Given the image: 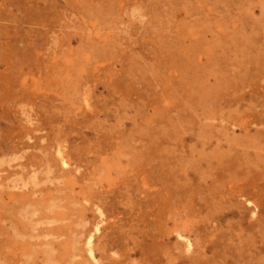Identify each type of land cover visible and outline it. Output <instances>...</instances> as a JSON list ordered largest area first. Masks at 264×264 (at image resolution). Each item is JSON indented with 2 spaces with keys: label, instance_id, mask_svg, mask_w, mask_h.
<instances>
[{
  "label": "rangeland",
  "instance_id": "rangeland-1",
  "mask_svg": "<svg viewBox=\"0 0 264 264\" xmlns=\"http://www.w3.org/2000/svg\"><path fill=\"white\" fill-rule=\"evenodd\" d=\"M204 21L227 78L248 75L218 108L251 102L256 121L209 129L263 159L264 0H0V264H104L121 237L125 264H264V162L233 181L207 167L179 65L202 61ZM13 220L55 230L13 237Z\"/></svg>",
  "mask_w": 264,
  "mask_h": 264
},
{
  "label": "bare ground",
  "instance_id": "bare-ground-1",
  "mask_svg": "<svg viewBox=\"0 0 264 264\" xmlns=\"http://www.w3.org/2000/svg\"><path fill=\"white\" fill-rule=\"evenodd\" d=\"M201 27L205 29V31L209 30L208 23L204 21L201 23ZM211 32L212 40L207 42L208 47L204 50V55L202 61L199 64H196L194 61H181L179 65H181V69L189 74L184 79V85L187 91L189 92V98L194 99L195 103L200 105L202 115H203V124L201 128V138L203 147H210L211 150L208 153H203L202 158L207 163V167L219 170V173L222 175L224 173L231 174L230 177H226L227 180L233 181V174L235 171H240L241 174L249 175L253 170L258 169L260 166V162H264V158L262 159L260 156L261 145L259 142L257 143L252 138L231 136L226 129L221 127H215L214 132L212 133L209 129L208 119L215 116L221 117L222 120L232 124L239 130L244 133L249 132V126L255 120H252L251 123L242 117L243 113L246 110H251L253 106L250 103H247L244 108L241 109L242 104L238 101L239 99H231L232 102L235 103V108L231 107L227 108L226 111H221L218 108V101L220 97H222L221 93L223 88H225V83H231L233 86L242 85L247 80L248 75H246V71H242L238 75H230L227 78L225 66L223 67L219 60L218 53V45L216 43L215 35L213 30H209ZM234 46V45H233ZM251 58V57H250ZM248 59L251 61V59ZM235 59V56L233 57ZM253 60V59H252ZM237 63L234 64V66ZM191 93V94H190ZM230 100V101H231ZM213 131V130H212ZM213 141V142H212ZM260 168V167H259ZM48 170V168H47ZM211 174H209L210 176ZM208 175L206 176L209 177ZM228 176V175H227ZM203 179V178H202ZM205 180V179H204ZM217 181V177H213L211 182L214 186L207 185L208 188H215L214 182ZM131 188V186H130ZM55 189L60 190L59 185H55ZM41 189H34L31 191L30 195H40ZM27 198L26 195L22 197L23 202H27L29 204H37L39 201L35 197ZM99 200H105L103 194H98L95 196ZM54 206H49V212H52ZM23 214L32 213L35 211L33 208L31 211L24 209ZM15 213V212H11ZM10 213V215H11ZM48 218V217H46ZM12 221V220H10ZM15 224H19L14 227V230L10 233L13 237H34L43 233H51L55 230V228L51 225L52 221H46L41 224H20L14 221ZM37 225V226H36ZM39 225V226H38ZM104 230V228H103ZM8 231V230H7ZM103 237L106 239L109 236L104 234ZM118 241H115L117 257L113 258L107 254H105L102 258L104 260V264H125V261L129 258L128 249L125 244H120V240L122 237L117 238ZM89 244V241L87 242ZM205 246L201 247L202 252H206ZM1 248V243H0ZM107 248H104L106 250ZM91 255V251L89 252ZM197 254V253H196ZM203 255V253H201ZM200 257L198 253L196 258ZM194 258V260H196ZM199 264V263H198Z\"/></svg>",
  "mask_w": 264,
  "mask_h": 264
}]
</instances>
